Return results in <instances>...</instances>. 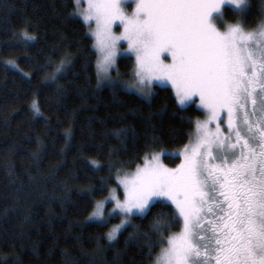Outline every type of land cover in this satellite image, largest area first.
<instances>
[{
    "label": "trees",
    "instance_id": "trees-1",
    "mask_svg": "<svg viewBox=\"0 0 264 264\" xmlns=\"http://www.w3.org/2000/svg\"><path fill=\"white\" fill-rule=\"evenodd\" d=\"M250 5L245 21L252 29L263 18L262 0ZM72 11V0H0V264H154L164 245L150 252L144 233L160 239L151 224L172 214L171 201L131 217L111 242L105 234L120 217L103 226L87 217L94 201L117 186L118 169L128 172L146 154L181 148L202 112L194 104L179 108L168 86L156 88L150 102L122 88H97L93 39ZM24 29L37 37L27 47L18 40ZM68 57L56 84L45 80ZM133 63L118 58V69L124 74ZM163 159L170 166L181 162L178 155ZM89 186L93 197L81 191Z\"/></svg>",
    "mask_w": 264,
    "mask_h": 264
},
{
    "label": "snow or ice",
    "instance_id": "snow-or-ice-1",
    "mask_svg": "<svg viewBox=\"0 0 264 264\" xmlns=\"http://www.w3.org/2000/svg\"><path fill=\"white\" fill-rule=\"evenodd\" d=\"M72 3L70 15L83 21L88 29L86 35L93 39L97 88H122L150 102L156 88L171 85L179 108L194 103V97H198V107L208 113L206 120L195 122L196 142L190 151L185 146L184 163L176 169L166 168L160 163V155L176 154L162 150L150 160L145 158L143 166H137L132 174L118 169L123 200L110 190L109 196L94 201L87 220L103 226L119 216L120 223L105 234L111 242L130 225L131 217H146L157 200L171 201L175 206L172 214L161 213L151 224V232L160 239L152 241L144 233L150 252L157 243L166 244L154 264H264V125L256 129L258 139L255 134L242 137L236 126L243 111L244 124L252 132L254 125L248 119L247 103L251 101V115H256V97L264 93V20L251 31L246 30L250 0ZM225 6H231L241 19L227 24ZM36 39L26 29L18 34L25 47ZM118 58H134L129 72H119ZM7 63L18 67L14 60ZM70 63V57L62 58L45 80L56 84ZM122 75L128 79H122ZM61 92L62 86L57 84V93ZM260 102L264 104V98ZM32 109L34 115L40 114L35 100ZM224 113L228 136L221 135ZM213 121H218L215 132L208 127ZM233 132L235 143L230 142ZM250 141H256V146ZM225 142L234 158L229 160L225 153L219 164L211 163L218 159L213 150L224 152ZM90 163L95 169L101 167L96 161ZM113 166L109 165L110 170ZM95 190L94 186L81 189L89 197ZM103 190L102 184L99 191ZM109 201L115 205L111 209L106 208ZM177 225H181L180 231L165 237ZM133 236L135 233L130 234V238Z\"/></svg>",
    "mask_w": 264,
    "mask_h": 264
},
{
    "label": "rangeland",
    "instance_id": "rangeland-1",
    "mask_svg": "<svg viewBox=\"0 0 264 264\" xmlns=\"http://www.w3.org/2000/svg\"><path fill=\"white\" fill-rule=\"evenodd\" d=\"M85 7L87 6V5H84ZM134 7V6H133ZM225 8L227 9H230L231 10V6H225ZM128 11H129V13L132 11V9L131 8H129L128 9ZM232 11V10H231ZM233 13V12H232ZM234 14V13H233ZM226 16H229L228 14L226 15ZM234 16L235 17H237L236 18V20H234V21H232V20H229L228 19V17H225V21H226V23L227 24H235L238 20H240L241 19V17L239 16V15H236V14H234ZM262 20H264V12H263V18H262ZM261 20V21H262ZM260 21V22H261ZM259 22V23H260ZM95 27V24L93 23V28ZM253 29V28H252ZM252 29H249V28H247L246 30H248V31H251ZM122 30V29H121ZM124 47H127V45L126 44H124ZM120 72V71H119ZM121 73V72H120ZM122 74V73H121ZM112 75L113 76H115L116 75V72L115 71H113L112 72ZM122 79H128V77L127 76H124V75H122V77H121ZM168 87H171V85H167ZM262 98H264V93H259V95L256 97V99H257V103H256V105H255V112H256V115L253 117V115H251V113L253 112V110H254V106H253V104L251 103V101H249L248 103H247V112L249 113V117H248V119H249V122L250 123H252L254 126H253V128H252V132H253V130H256L257 129V127H260L261 125H263L264 124V104H261V99ZM194 103H192V104H194L201 112H202V115L200 116V117H198V118H195V120H194V128L192 129V132H191V136H190V138H189V140H188V142L185 144V145H183L181 148H179V149H174V150H168V149H163V150H165L166 151V153H175L176 155H178V156H180L181 157V162H180V164H178V165H176V166H170V165H168V164H166L165 162H164V159H163V156L164 155H160V163H162L166 168H168V169H176V168H178L182 163H184V155H185V146L186 145H188L189 146V151L191 150V146L196 142V124H195V122L196 121H204V120H206L207 119V116H208V113H207V111L206 110H203V109H201V108H199L198 106H199V104H200V101H199V98L198 97H194ZM224 115V124H222L221 125V135L222 136H228L229 135V129H228V126H227V114L226 113H224L223 114ZM217 123H218V121H213L211 124H209L208 125V127H209V129L211 130V131H213V132H215V130H216V127H217ZM236 126L239 128V130L241 131V135H242V137H247V135H245V133H249V131H248V126L246 125V124H244V113H243V111H241L240 113H239V116L237 117V119H236ZM233 137H234V139H233ZM235 139H236V136H235V133L233 132L232 134H231V143H235ZM227 143L228 142H225V148H224V152H220V151H218V150H216V149H214L213 150V154L215 155V156H217L218 157V159H216V160H214V161H211V163H216V162H221V159L223 158V156H224V154L225 153H227L228 155H229V160H231V159H233L234 158V156H232V154H231V150H229L228 148H227ZM253 147H254V145H252ZM162 151V150H161ZM161 151H156V152H152V153H150V154H148L147 155V157L145 156L144 157V160H145V158H147V159H151V156L152 155H159L160 153H161ZM236 154H239V149L237 148L236 150ZM173 156V155H172ZM144 160H143V162L141 163V164H139L138 166H143V164H144ZM136 169H137V166L134 168V169H132V170H130V171H128L127 173L128 174H132V173H134L135 171H136ZM123 175V174H122ZM116 183H117V186H114V187H112V189L111 190H115V194L117 195V197L119 198V199H121V200H123V195H124V193H123V187L122 186H120L119 184H118V177H116ZM111 193H109V195H110ZM108 195V196H109ZM157 201H159V200H157ZM115 205H114V202L113 201H109V202H107L106 203V208L107 209H111V208H113ZM115 218V217H114ZM110 222V221H109ZM118 223H120V218L118 219V220H116V221H114L113 223H112V225H111V228L114 226V225H116V224H118ZM181 227V226H180ZM180 231V229L177 231V232H179ZM177 232H175V233H177ZM163 247H166V244L163 246Z\"/></svg>",
    "mask_w": 264,
    "mask_h": 264
},
{
    "label": "flooded vegetation",
    "instance_id": "flooded-vegetation-1",
    "mask_svg": "<svg viewBox=\"0 0 264 264\" xmlns=\"http://www.w3.org/2000/svg\"><path fill=\"white\" fill-rule=\"evenodd\" d=\"M255 116V115H254ZM253 116V117H254ZM264 125V124H263ZM262 126V125H261ZM242 131V130H241ZM240 131V132H241ZM253 134H255L256 135V137H257V139L259 138V133L257 132V130H253V132H249V133H245V135H247V137H245V138H249L250 136H252ZM233 139H234V137H233ZM235 142H236V139H235ZM243 141H241V143H242ZM250 143H251V145H254V147L256 146V141H250ZM239 149V148H238ZM220 162H216L215 164H219ZM209 218H212V217H209Z\"/></svg>",
    "mask_w": 264,
    "mask_h": 264
}]
</instances>
